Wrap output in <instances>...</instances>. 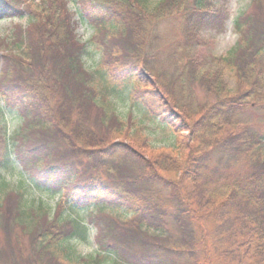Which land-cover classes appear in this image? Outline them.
Segmentation results:
<instances>
[{
    "label": "trees",
    "instance_id": "16d2710c",
    "mask_svg": "<svg viewBox=\"0 0 264 264\" xmlns=\"http://www.w3.org/2000/svg\"><path fill=\"white\" fill-rule=\"evenodd\" d=\"M78 3L81 14L96 27L92 40L101 43L103 49L100 66L127 71V77L136 80L143 89L142 100L147 101L148 112L171 127L176 139L174 145L163 147L157 153L145 141L138 124L131 120V128L126 126L118 114L96 101L94 74L83 61L87 42L77 38L70 22L67 27L60 23L62 11L47 12L41 21L30 19L24 27L17 24L16 31L24 34L18 47L26 48L27 57L0 53V80L6 84L2 99L8 101L7 106L21 109L23 118L31 121L27 120L29 137L23 148L20 139L24 133L13 137L14 151L20 162L27 170L37 172L39 185L54 187L69 182L68 172H62L58 165L39 166L41 157L38 155L42 152L37 146L44 138L66 143L63 158H72L87 150L96 151L91 155L97 157L93 168L105 167L118 176V186L110 197L134 214L130 224L138 226L122 225L124 228L118 229L120 226L114 220L105 219L102 224L103 218H99L96 223L102 233L98 236L100 249L91 257H75L67 243V234L62 233L44 232L35 247L58 258L59 264H101L106 257H112L114 264H182L180 259L189 264H264V134L248 127L233 128L236 118L245 111L243 106L252 97L264 98V0H253L252 5L236 17L237 45L227 56L218 59V71L210 76L198 75L217 97L213 104L202 106L187 104L181 77L165 81L159 78L163 75L160 71L155 79L146 68L148 64L144 65L140 55L134 53H138L142 29H148L151 23L157 27L178 13L185 18L186 31L193 33L201 24L218 23L221 13L209 6L213 0H78ZM18 5V0H0V17H10L11 13L23 15L24 8L30 6L29 3L22 8ZM61 7L65 16L76 14L65 7L64 1ZM134 21L137 23L133 25ZM40 22L50 36L51 45L42 38L36 46L37 42L31 37ZM105 32L110 36L101 42L99 39ZM46 34L43 33V37ZM34 47L35 61L44 64L42 69L47 71L44 57L49 51L57 63L54 79L66 81L62 85V98L56 104L50 101L53 99L51 85L43 82L42 76L29 74L23 87L13 82L16 78L11 73L14 61L24 67L29 65V69L32 65L30 50ZM122 54L130 56V66L124 64ZM226 66L234 73L236 88L224 79ZM83 118L91 124L97 122L99 132L84 123ZM73 122L83 123L74 139L70 138L71 132L66 127ZM183 131L191 132V142L186 140ZM95 137L100 141L96 142ZM0 138L5 142L0 151V159H3L9 153L10 138L2 125ZM215 145L238 155L245 153V160L251 162L253 168L247 175H239L227 183L224 191H213L201 181L208 152ZM43 157L50 156L43 154ZM9 196L8 193L6 199L0 200V208L9 201ZM85 198L96 201V198ZM67 199L68 204L76 206V198V202ZM97 208L103 210L104 206L98 202ZM64 212L65 209L53 216L50 223L53 226L65 221L71 224ZM43 214L50 219L44 207H27L21 201L17 222L30 226ZM144 224L153 233H144L147 232L142 228ZM170 224L180 231L178 239L172 241ZM72 233L75 235L73 227ZM4 249L2 246L1 250Z\"/></svg>",
    "mask_w": 264,
    "mask_h": 264
},
{
    "label": "rangeland",
    "instance_id": "374dc122",
    "mask_svg": "<svg viewBox=\"0 0 264 264\" xmlns=\"http://www.w3.org/2000/svg\"><path fill=\"white\" fill-rule=\"evenodd\" d=\"M63 1L69 11L76 13L73 17L65 16V10L61 7ZM63 1L18 0L19 8L25 7L27 3L30 6L24 8L23 15L11 13L10 17H0V53H18L27 57L26 48L24 46L18 47L21 45L20 38L24 34L16 31L17 24L24 27L30 19L41 21L43 14L47 12L62 11L61 16H59L60 23L67 27L68 22H70V27L74 28L77 38L87 42L83 61L88 68L87 70L94 74L92 82L97 87L96 101L103 104V107L112 109L126 126L131 128L129 126L131 120L138 124L145 141L157 153L163 147L174 145L176 134L160 118L148 112V103L142 100L145 93L137 85V81L128 78L127 71L108 70L105 66H100L103 49L100 47L101 43L92 40L96 27L81 14L78 0ZM252 1L213 0L214 3L209 6L221 13L220 21L201 24L195 33L186 31L184 28L186 26L185 18L181 13L169 21L161 22L157 27L155 23H151L148 27L149 30H141L142 38L138 45V53L135 52L134 55H138V57L140 55L144 65L145 63L148 64L146 68L155 79H157L158 74L160 75V71L163 72V75L159 78L165 81H174L176 77H181L183 89L186 92L185 96H187L186 102L189 106L213 104L217 100L216 95L211 92L204 79H199L198 75L201 77L203 73L210 76L218 71V59L227 56L237 45L239 33L235 29V19L252 5ZM135 23L137 21H134L133 25ZM33 30L36 33L34 36L31 34V37L33 41L37 42L36 46L38 40L42 38L51 45L50 36L46 34L42 22ZM43 33L46 34L45 37H43ZM109 36L110 34L105 32L99 40L101 42L106 41ZM34 49L35 47L30 50L32 65L29 69H27L29 65L24 67L22 63L14 61L11 73L16 78L13 82L16 81L23 87L25 81L29 79V74L42 76L43 82L46 81L51 85L53 99L51 98L50 101H54L56 104L62 98L61 93H64L62 85L63 83L66 84V81L62 83V78L54 79L53 71L57 63L52 60L49 51L46 52L47 57H44V59L46 58L45 64H48L46 71L42 69L43 63L35 61L37 52L35 53ZM122 55L120 58L125 61L124 64L127 63L130 66V59H128L130 56ZM0 66L2 67V65ZM225 71L224 79L229 82L232 88H236L234 73L230 71L228 66L225 67ZM193 76L195 77L193 78ZM5 85V82L0 80V125L5 127L10 138V150L3 159H0V200L2 201L4 197L6 199L8 193L10 196L8 197L9 201L6 200L4 207L0 208V264H59L58 258H52L51 254L48 255V251L44 254L40 252L39 247H35L36 242H39V235L47 231L54 235L67 234V243L72 247L74 256L78 258V256L91 257L99 253L98 236L102 234L99 224L96 223L99 218H103L101 223L105 219L114 220L120 226L118 229L130 226L138 228L136 224H130L134 214L125 205L117 203L110 197L112 191L118 186L119 180L116 179L118 176L105 167L96 166L93 168V163L97 161V157L91 155L94 156L96 151L87 150L79 155L74 154L72 158H63L62 149L65 148L66 143L63 141L57 143L52 139L44 138L45 140L37 146V150H41L43 154L50 157H43L42 153L38 155L39 158L41 157L39 166L58 165L60 169H63L62 172H68L67 179L69 182L59 186L56 184L54 187L43 183L41 186L37 183V172L27 170L20 162L18 153L14 151L15 141L13 137L19 132L26 134H22L20 139L23 148L26 138L29 137L27 130L30 120L28 118L27 121L23 118L22 113H20L22 112L21 109L7 106L8 101L4 102L2 93L6 90ZM243 107L245 111L236 118L237 122L233 128L239 130L248 127L257 133L264 134V98L254 96ZM83 119V122L92 127L94 131L99 130L97 122L91 124L87 118ZM82 124L81 122L80 124L73 122L66 126L69 133L71 132L70 138H77ZM108 125L109 128L113 127L109 121ZM126 126L123 129H126ZM100 129H102L101 125ZM183 132L186 140L191 142V132ZM103 133L105 132L103 131ZM95 138L96 142L100 141L98 137ZM41 145H43L42 148ZM4 146L5 142L0 138V151ZM88 149L91 148L88 147ZM221 149L217 145L210 149L208 152L210 155L206 159L204 171L201 173V181L206 182L213 191L217 189L224 191L227 183L238 178L239 175H247L253 169L251 162L245 160V153L238 155L232 150L227 152L223 147ZM73 197L76 198L77 202ZM85 197L96 198V201H89ZM67 198H70L72 202L75 201L76 206L74 207L72 203L68 204ZM21 201L27 207L39 208V205L44 207L50 219H47L48 216L43 214L39 219H35V222L30 226L18 224L17 218H19ZM98 202L104 206L103 210L96 209ZM169 208L171 207L169 206ZM64 209V215L71 219V224L65 221L53 226L50 223L51 219H54ZM30 214H32L31 211ZM72 227L76 236L72 233ZM142 228L146 229L147 232L144 233L148 235L153 233V230L145 224ZM168 228L171 232V241L178 239L180 231L177 230L176 226L170 224ZM2 246H5L4 250H1ZM180 262L189 264L184 259H180ZM101 264H114V261L112 257H106Z\"/></svg>",
    "mask_w": 264,
    "mask_h": 264
}]
</instances>
